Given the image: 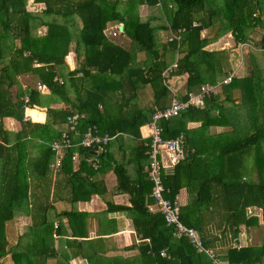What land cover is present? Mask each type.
Masks as SVG:
<instances>
[{
    "label": "trees",
    "instance_id": "obj_1",
    "mask_svg": "<svg viewBox=\"0 0 264 264\" xmlns=\"http://www.w3.org/2000/svg\"><path fill=\"white\" fill-rule=\"evenodd\" d=\"M32 1L42 6V10H30L27 0H0V264L8 254L13 264H47L54 255L48 243L53 231L43 230L48 224L43 220L50 208L49 182L46 191L42 188L39 194L32 192V239L24 251L9 249L5 225L19 210L28 212V178H48L49 164L58 155L51 144L61 140L63 133L72 146L61 152L59 170L77 185L73 200H89L95 188L87 177L108 166L112 168L118 190L128 193L131 200V207L115 208L135 213L131 215L134 230L148 240L141 245L144 250L140 252L147 259L146 264H216L205 253H198L188 238H175L163 215L147 208L153 203L152 182L145 169L150 140L142 139L140 128L150 121L155 111L165 109L166 100L172 98V90L162 72L177 55L170 56L169 60L165 56L167 50H178V66L170 72L169 80L173 75L188 74L187 92L181 100H187L190 92L198 93L205 83L221 84L218 93L204 98L203 106L200 103L188 106L179 116L160 121L164 138L182 134L185 150L190 152V148H195L189 157L173 165L172 172L164 173L162 169L163 195L178 202L180 190L193 183L195 194L180 206L183 224L193 227L204 247L214 250L215 258L224 264H264V72L259 70L252 52L257 49L264 56V0H224L219 7H208L212 0H162L163 7L159 9L158 0ZM141 5L158 13L161 10L169 27L152 25L156 16L152 20L142 19ZM216 13L221 18V31L213 38L202 35L203 30L214 25ZM159 20L164 22V18ZM109 22L122 24L120 33L130 38L129 47L112 40ZM39 28H44V32L39 33ZM169 28L174 32L179 28L185 31L180 33L179 40L167 39V45L158 48L156 31L168 29L169 33ZM257 29L262 33L253 40ZM228 32L235 40L231 55L205 50ZM242 42L254 45L245 53V56L254 54L250 56L249 70L246 75H235L224 84L222 77L228 74L223 61L238 56ZM136 50L146 55L142 63L135 61ZM72 51L76 54L77 66L64 72L65 59ZM25 74L35 75L51 92L43 93L36 88L37 84L23 87L19 77ZM145 86L150 87L153 99L150 105L141 106L137 98L145 94L140 92ZM234 89L241 94V104L236 109L224 104L232 101ZM69 90L74 93L71 98ZM43 98L51 99L46 106V121L25 120V108L45 106ZM58 100L68 109L49 106L51 101ZM29 112L36 115L33 110ZM76 112L82 115L76 128L78 132L70 130L66 121L69 114ZM7 117L20 125L14 142L4 126ZM188 122H198V129L190 131ZM89 125H96L100 133L117 137L125 134L138 141L130 153L137 160L132 175L110 150L100 156L95 170L83 160L90 156L91 150L77 145ZM213 125H228L230 131L217 141L220 155L207 158L210 146L199 130ZM34 135L44 143L37 158L29 155L26 146L27 138ZM77 152L78 159L82 154L83 158L77 171L72 172L75 163L72 156ZM82 174L85 175L82 177ZM44 194L46 202H43ZM253 208L260 209L261 221L258 213L252 214ZM65 214L69 216V213L60 216ZM258 225L263 226L262 241L254 245L241 233V228L248 233L253 232L249 227ZM164 249L169 259L160 255Z\"/></svg>",
    "mask_w": 264,
    "mask_h": 264
},
{
    "label": "crops",
    "instance_id": "obj_2",
    "mask_svg": "<svg viewBox=\"0 0 264 264\" xmlns=\"http://www.w3.org/2000/svg\"><path fill=\"white\" fill-rule=\"evenodd\" d=\"M158 7L160 8L163 7L162 0H158L157 8ZM140 8L141 10H143L141 11V13H140ZM139 13L142 19L151 18L152 20L154 19L153 16H156V19L152 20L151 22L152 25H159L160 27H162L165 24L166 26L169 27L167 18L161 10L160 13H158L157 10L153 8L151 9L147 5H141L139 7ZM160 18H164L165 23L162 20L160 21L159 20ZM108 25H109V33L112 34L115 25H122V24L109 22ZM169 30L171 29L169 28ZM169 33H168V29L167 30L162 29L156 31V40H157L158 48H160L163 44L167 45L166 42ZM229 34H230L229 36L232 35L230 32ZM118 36L119 34L113 35L112 38L114 37L117 38ZM123 38L124 41H122V38H118V41H114V42L122 43L124 47H129L131 45L130 38L126 36H124ZM125 39H127L129 42L125 41ZM221 39L222 37L220 38V40H218V42L216 43L214 42L208 45L205 48V50L216 51V49H212L211 46H214L216 48V46L220 44ZM127 43L129 44L128 46L126 45ZM72 54L73 55L69 54V56H67L65 59L66 63L68 62L69 70H72L74 67L77 66V59L75 56L76 54L75 53ZM135 55H136L135 61L137 62V60H139L137 59V53ZM172 55H176V51L171 52L170 50H167L165 52V56L169 60H170V56ZM229 55H231V53H229ZM252 55L254 56V54ZM142 56L143 59L141 61H138L140 63H142V61L146 59V55L144 52H142ZM255 57L258 62V65H260V61L257 59V56ZM174 60L175 57L174 59H171V63L169 65L173 64ZM227 61H229L230 63L229 70H225L228 75L233 72L236 75V77H242L247 74L248 70L243 71V66H241L242 63L240 64L238 62L236 65L237 68L239 67L237 71L239 69L242 70V72L238 74L239 71L235 72L234 68L232 67L237 62V60L235 61V59L229 57ZM233 61L235 63H233ZM248 64H249L248 66H250V62H248ZM261 68L263 69L262 72H264V67ZM235 75H233V77ZM187 76H188L187 73H182L171 76L170 78L171 81L168 79V82L170 81L169 84L172 88L173 86H176L178 88V89L173 88V90L180 100L187 92V88H186ZM35 77L31 74H25L19 77V80L23 87H25L26 85L35 87V85L38 83V79ZM226 77H222V79ZM205 84H210V83H205ZM15 91L16 90L14 89L13 92L15 93ZM142 91H144L146 95L145 104H143V106L150 105L153 99L150 87L145 86L144 88H142L140 92L142 93ZM218 91L219 89L217 90V92ZM50 92H51L50 89L47 87L43 91V93H50ZM67 93L70 98L74 96L72 90H69ZM240 95H241L240 91L238 89H234L232 101L225 102L224 104L226 106H230V108L233 107L236 109V105L241 104ZM222 97H224V94L220 98ZM184 99H186V97ZM169 100L171 101L170 97L165 102L166 106L170 104ZM203 102L204 101L200 103L201 106H203ZM63 105L64 102L58 100V102L51 104L50 107L57 109V108H62ZM64 106L66 109H68L67 105ZM45 107L46 106L26 107L24 112L25 120H29L31 122H37V123H44L47 119V117H45V113L47 110ZM30 110L35 111L36 115L31 114L29 112ZM4 126L8 131H10L11 142H14L17 139L16 133L20 130L19 123L15 121L13 118L7 117L6 119H4ZM145 126L146 125L140 128V135L144 140L148 139L147 138L148 133H145L143 131V128ZM198 127H199L198 122L187 123V128L190 129V131L197 130ZM228 131H230V127L228 125H213L205 129L204 131L199 130V135L207 139V144L210 146L209 151L206 153L207 158H211L213 155H218L220 153L219 144L216 145L215 143L216 139L222 138L224 133ZM39 142L41 143L40 139H38L36 135H34V137L30 136L27 138L26 146L29 155H33L32 149L36 148L34 143H39ZM137 143L138 141L133 139L131 136L123 134L117 137L115 135V138L111 140L109 146L107 147V150H110L113 153L114 158L118 162H122L126 164L129 175L133 174V166L134 163L137 162V160H135L130 155V153L133 151ZM194 151L195 148H190V152H194ZM190 152L186 151V157L188 155L190 156ZM81 158H83V154L72 165L71 168L72 172L77 171V169L79 168V163H80L79 161ZM160 161L164 173L172 172L173 170L172 167L174 164L172 163L171 160L169 159L164 160L160 154ZM51 163L49 164L48 178H43V179L39 178L36 180L31 176L30 178H28V182H29L28 212L24 213L23 211L19 210L18 212H16V215L13 219L15 220L14 231L17 232L18 237L22 235L21 231L19 230V227H22L23 224L28 221L31 226L32 222L34 221L33 218L31 217L33 208L30 207V204L33 205V197L31 196L32 192L34 191L36 192V194H39L42 188H44L46 191L47 190L46 186L47 183L49 182L48 185L50 186H49L48 203H50L49 204L50 208L45 214L44 216L45 220L43 221L47 220L49 221L47 223L52 225L51 227L53 231L51 237L52 241L49 244L52 247V250L54 251L53 252L54 255L52 258L48 259L47 264H51L50 263L51 259H52V264H146L147 259L142 257L140 252L144 250V248L141 245L148 243V240L142 239L140 235H138L134 230L131 215H135V213L132 212L131 210L115 208L116 206L131 207V200L128 193H124L118 190L117 177L113 169L108 166L105 170H102L101 172H97L95 175L87 177L88 181L94 183L95 191L93 192V194H91L89 200L75 201L73 200V191L75 190V188L77 189L76 183L73 184V182L68 177V175H66L62 171L60 172V170H58L55 173L53 169L50 167ZM89 165L90 167H92V164ZM84 175L85 174H82V177ZM49 178H51V180ZM39 186H41V188ZM195 190L196 189L193 183L188 188H182L180 192L177 194V200L179 206L185 205L188 202L189 198H191L193 194H195L194 193ZM43 202H46L45 194H44ZM151 205L152 204H149L147 206L149 211H150V207H153ZM151 212H155V211H151ZM62 213H69V216L67 214L60 216ZM241 233L243 234L242 231ZM30 241L31 240L28 241V244L30 243ZM16 242L13 244L10 243L12 244L11 247L14 246ZM162 251H165V249L161 250V252ZM6 256H9V259L11 260L9 254Z\"/></svg>",
    "mask_w": 264,
    "mask_h": 264
},
{
    "label": "built area",
    "instance_id": "obj_3",
    "mask_svg": "<svg viewBox=\"0 0 264 264\" xmlns=\"http://www.w3.org/2000/svg\"><path fill=\"white\" fill-rule=\"evenodd\" d=\"M184 31L185 28H179L176 32L170 30L168 40H179L180 33H183ZM120 32L121 30L119 29V25H115L112 35H117ZM248 47L252 48V45L248 42L240 43L239 55H243V53L248 50ZM176 55L177 58H175L173 64H171L168 68L164 69V71L162 72V76L166 78L165 83H168V77L170 72L178 66V50H176ZM232 74L233 73H230L223 80L222 83H229L231 81V78L233 77ZM220 84L221 83L204 84L201 86L200 91L198 93H188L187 100L185 101L180 100L174 90L171 89L172 98L168 107L163 110L155 111L150 121L146 124V126L150 130V133H148L147 136V138L150 140V149L148 152V163L145 167L150 177V181L152 182L151 197L153 198V203L151 206L153 207H150V211L160 212L163 215L166 224L172 228V235L175 238H188L198 253H205L216 264L224 263H222L221 260L215 258L214 250L204 247L201 238L193 227H188L183 224V222L180 220V206L178 202L170 201L163 195L164 185L162 183V164L160 161V154L162 149L171 153V155L173 156V161L171 160L173 164H175L179 160L184 159L186 157V151L182 135H179L175 138H164L162 136V128L160 126V121L162 119H170L177 117L182 112L186 111L188 106L197 105L198 103H201L204 98L208 97L210 94H216L218 90L217 87L220 86ZM36 88L40 91H43L46 89V86L38 82ZM80 117H82V115H80L78 112L69 114L67 116L66 121L69 125L70 130L78 132L76 128L78 126ZM114 138L115 136H111L107 132L100 133L96 125H89L82 134L80 142L77 145L82 149L91 150L90 156L84 157L83 160L85 162H88L89 164H92V167H94V169H97L100 156L107 151V147L109 146L111 140H113ZM69 140L70 139L68 138L67 134L63 133L61 140H55L51 144L52 149L58 153L55 160L50 165V167L55 173L61 167V152L65 150V148H69L72 146ZM78 156L79 152L75 153L72 156V159L77 161ZM160 255L162 257H166L167 259L170 258L166 250L162 251Z\"/></svg>",
    "mask_w": 264,
    "mask_h": 264
},
{
    "label": "rangeland",
    "instance_id": "obj_4",
    "mask_svg": "<svg viewBox=\"0 0 264 264\" xmlns=\"http://www.w3.org/2000/svg\"><path fill=\"white\" fill-rule=\"evenodd\" d=\"M223 1L224 0H212L211 2H210V6H208V7H211V6H216V7H219V5H221L222 6V4H223ZM209 1H207V3H208ZM27 4H28V8L30 9V10H33V11H41L42 10V6H39L38 4L37 5H35L34 4V2L32 1V0H27ZM141 11H143V10H141V8H140V13H141ZM142 13H144V12H142ZM219 15L216 13V14H214V18H213V21L215 20V22H214V25L213 26H211V27H209L208 29H205L204 30V32H203V35L204 36H206V37H210V38H213V37H215V35L216 34H218L219 33V31H221V18H219L218 17ZM263 30V29H262ZM38 31H39V33H43L44 32V28H39L38 29ZM256 32L255 33H253V35H252V39L253 40H256V38H258L259 36H260V34L262 33V31L260 30V29H257V30H255ZM230 34H229V32L228 33H225V34H222V36H220L218 39H220L221 37H222V39H221V42H220V44L218 45V46H216V48L214 47V46H211V48L212 49H216V51H225V53L226 54H228V56H229V53H230V50L231 51H233V50H235L234 48H235V40H234V37H233V35H231V36H229ZM125 35L123 34H121V33H119V36L116 38V37H114V38H112V40L113 41H118V38H122V41H124V37ZM217 39V40H218ZM125 41H128L127 39H125ZM129 42V41H128ZM227 43H229V44H227ZM252 43V42H251ZM252 44H254V43H252ZM127 46L129 45L128 43L126 44ZM254 46V45H253ZM245 50H246V48H245ZM252 50V49H251ZM226 51H228V53L226 52ZM252 52H254V54H255V56H257V59L260 61V66H259V70L260 71H263V69L261 68V67H264V56H262V55H260V52L261 51H258V50H256V49H253L252 50ZM72 53H74V52H72ZM72 53H70L71 55H73ZM136 53H137V59H139V60H137V62L138 61H141L142 59H143V56H142V51H139V50H136ZM246 53V52H245ZM245 53H243V55H239L237 58L236 57H234V56H232L233 57V59H235V61L237 60V62L235 63L234 61H233V63H235L232 67L234 68V71L235 72H238L239 71V73L238 74H240L241 72H242V70H238L237 71V69L239 68H237V63L239 62L240 64L242 63V65L241 66H243V71L244 70H249V67H247L249 64H248V62H249V60H250V56H252L251 55V52H250V55L248 56V55H246L245 56ZM236 55V54H235ZM70 59V58H69ZM228 59V58H227ZM227 59L226 60H224L223 61V68L225 69V70H229V67H230V63H229V61H227ZM243 61V62H242ZM139 63V62H138ZM247 65V66H246ZM240 66V67H241ZM68 68H69V65H68V62H67V66H63L62 67V70L64 71V72H67L68 71ZM231 72V71H230ZM31 75H33V74H31ZM232 75H235L234 74V72H233V74ZM34 77H35V75H33ZM36 78V77H35ZM25 81V80H24ZM171 81V80H170ZM169 81V82H170ZM173 88L174 89H178L176 86H173ZM218 89L220 88L219 86L217 87ZM13 89H15V88H13ZM218 93V92H217ZM264 97V96H263ZM145 99H146V95L144 94V93H142V94H139L138 95V98H137V102L141 105V106H143V104H145ZM49 100H51V99H48V98H43L42 99V104L43 105H45V106H47V104H48V102H49ZM53 103H55V102H50L49 103V106L51 105V104H53ZM40 107H42V106H40ZM63 107H64V105H63ZM46 108V107H45ZM43 115V114H42ZM45 117H47V113H45ZM143 131L145 132V133H150V130H149V128L147 127V126H145L144 128H143ZM217 141H218V139H216V145H217ZM35 144V146H36V148H34V149H32V156L33 157H35V158H37V157H39V155H40V152H41V150H42V148L44 147L43 145H44V143H34ZM161 156H162V158L165 160H167V159H169V160H172L173 161V156L171 155V153H169V152H167V151H165L164 149H162V151H161ZM251 166H253V165H251ZM165 169V168H164ZM250 174H251V172H250ZM23 211V210H22ZM251 212H253L252 214H256V213H258V215L260 216V218H259V220L261 221L262 219H261V217H262V213H260V209H258V208H253V210L251 211ZM254 212H256V213H254ZM15 220H13V221H10V222H7V225H5V238L8 240V243H9V249H11V251H24L25 250V248H26V245L28 244V241L29 240H31V238H32V231H33V228L30 226V224H29V221L28 222H25L24 224H23V226L22 227H19V230L21 231V236L20 237H18V235H17V232L16 231H14V222ZM49 222V221H48ZM45 227L47 228V229H43L44 231H48V229L50 230L51 229V227H50V224L48 223L47 225H45ZM21 228V229H20ZM40 228V227H39ZM262 228H263V226H261V225H258V226H256V227H253V226H251V227H249V231L251 230H253V232H248V233H246L242 228H241V231L243 232V234L244 235H247L248 236V242H250L251 244H258V243H260L261 241H262V236H263V233H262ZM256 237V238H255ZM17 238H18V240H17ZM211 238V237H210ZM17 241V242H16ZM52 241V238H48V243H50ZM16 242V244L14 245V246H12L11 247V245L13 244V243H15ZM10 243H12V244H10ZM4 259V260H3ZM2 262H1V264H7V262H8V264H13V262L9 259V256H6V257H3L2 258V260H1ZM50 263L52 264V259L50 260Z\"/></svg>",
    "mask_w": 264,
    "mask_h": 264
},
{
    "label": "water",
    "instance_id": "obj_5",
    "mask_svg": "<svg viewBox=\"0 0 264 264\" xmlns=\"http://www.w3.org/2000/svg\"><path fill=\"white\" fill-rule=\"evenodd\" d=\"M119 29L122 30V25L119 26ZM43 91H44V90H43ZM188 156H189V155H188ZM188 156H187V157H188Z\"/></svg>",
    "mask_w": 264,
    "mask_h": 264
},
{
    "label": "clouds",
    "instance_id": "obj_6",
    "mask_svg": "<svg viewBox=\"0 0 264 264\" xmlns=\"http://www.w3.org/2000/svg\"><path fill=\"white\" fill-rule=\"evenodd\" d=\"M120 26V25H119ZM123 27V26H122ZM122 31V30H121ZM253 47V46H252ZM169 79V78H168ZM224 80V79H223ZM169 83V82H168ZM169 86H170V84H168ZM171 87V86H170ZM171 89H173L172 87H171Z\"/></svg>",
    "mask_w": 264,
    "mask_h": 264
}]
</instances>
